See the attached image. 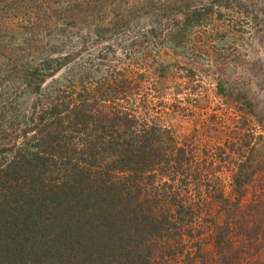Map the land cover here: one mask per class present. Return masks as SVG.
Instances as JSON below:
<instances>
[{
  "label": "rangeland",
  "instance_id": "rangeland-1",
  "mask_svg": "<svg viewBox=\"0 0 264 264\" xmlns=\"http://www.w3.org/2000/svg\"><path fill=\"white\" fill-rule=\"evenodd\" d=\"M208 7L200 23H184L187 10ZM42 57L64 65L36 92L21 89L22 65ZM81 86L185 149L182 176L158 174L143 192L167 182L155 199L177 195L192 208L165 263L220 264L235 246L226 264H264V0H0L4 134L19 144L33 104L75 98ZM240 167L250 180L236 187ZM226 223L234 241L220 255L211 237Z\"/></svg>",
  "mask_w": 264,
  "mask_h": 264
},
{
  "label": "trees",
  "instance_id": "trees-1",
  "mask_svg": "<svg viewBox=\"0 0 264 264\" xmlns=\"http://www.w3.org/2000/svg\"><path fill=\"white\" fill-rule=\"evenodd\" d=\"M210 11L187 10L184 23L198 24ZM29 63L17 81L33 92L64 65L44 57ZM95 93L81 86L75 98L33 104L20 122L19 144L0 125V264H170L163 260L167 243L180 244L187 234L191 206L177 195L155 199L170 184L143 194L158 174L182 176L185 149L168 130L106 106ZM249 175L240 167L234 185L247 184ZM224 227L211 237L220 255L232 247L233 232ZM232 257L219 256L220 264Z\"/></svg>",
  "mask_w": 264,
  "mask_h": 264
}]
</instances>
